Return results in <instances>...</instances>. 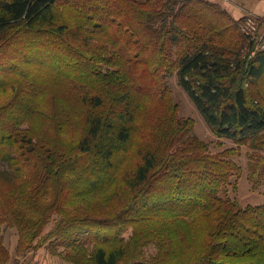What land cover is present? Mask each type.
<instances>
[{
  "label": "trees",
  "instance_id": "16d2710c",
  "mask_svg": "<svg viewBox=\"0 0 264 264\" xmlns=\"http://www.w3.org/2000/svg\"><path fill=\"white\" fill-rule=\"evenodd\" d=\"M248 16L212 0H0V264L3 227L38 235L54 215L38 245L73 264H264V203L229 192L243 147L264 187ZM173 75L234 146L192 133Z\"/></svg>",
  "mask_w": 264,
  "mask_h": 264
},
{
  "label": "rangeland",
  "instance_id": "374dc122",
  "mask_svg": "<svg viewBox=\"0 0 264 264\" xmlns=\"http://www.w3.org/2000/svg\"><path fill=\"white\" fill-rule=\"evenodd\" d=\"M216 1L231 11L236 18H240L244 15H255L264 21V9H252L256 6L262 7L264 0H212ZM257 7V8H258ZM241 8V10H240ZM258 12V13H257ZM262 30V28H261ZM241 31V29H240ZM169 86L172 89L175 101L180 104V115L183 117H190L194 120V127L192 133L199 139L208 142L209 152H218L224 148L234 146L231 140L225 138H217L214 136L207 124L205 123L201 113L196 108L190 97L180 87L175 75L168 78ZM247 148L243 147L240 155L234 156V160L242 168L240 176L232 177V184H236V188L232 190L229 188L230 195L235 197L241 207L248 204L255 205L264 203V187L253 188L251 182L247 178ZM0 170L6 174H12V167L5 161L0 164ZM233 186V185H232ZM31 214L33 212L29 211ZM55 215L48 220L38 235H33L35 230L23 229L19 231L16 227H3V243L9 252V259L4 264H73L62 258L58 254H52L50 249L46 246H39L40 240L54 225ZM33 235V236H32ZM23 240L22 246H19V250H16L17 243ZM39 244V245H38ZM57 251L61 252L63 248L59 245L56 246ZM153 249V248H152ZM147 249V252L152 250Z\"/></svg>",
  "mask_w": 264,
  "mask_h": 264
},
{
  "label": "built area",
  "instance_id": "2783aa9c",
  "mask_svg": "<svg viewBox=\"0 0 264 264\" xmlns=\"http://www.w3.org/2000/svg\"><path fill=\"white\" fill-rule=\"evenodd\" d=\"M255 18V15L248 16L246 21L242 25V30L245 33L251 35L252 38L256 39L257 47H261L264 49V23L261 32L257 33V25Z\"/></svg>",
  "mask_w": 264,
  "mask_h": 264
},
{
  "label": "crops",
  "instance_id": "0c3cea01",
  "mask_svg": "<svg viewBox=\"0 0 264 264\" xmlns=\"http://www.w3.org/2000/svg\"><path fill=\"white\" fill-rule=\"evenodd\" d=\"M257 7H258V6L254 7L252 10H253V11H258L257 9H260V8L264 9V4H262V7H260V6H259L258 8H257ZM240 10H241V8H240ZM230 12H231V11H230ZM231 13H232V12H231ZM257 13H258V12H257ZM232 14H233V13H232Z\"/></svg>",
  "mask_w": 264,
  "mask_h": 264
}]
</instances>
